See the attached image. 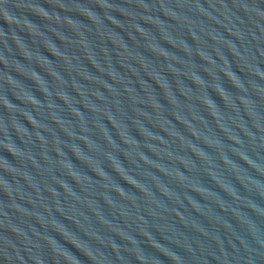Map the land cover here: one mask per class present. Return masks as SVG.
<instances>
[{"label": "water", "instance_id": "water-1", "mask_svg": "<svg viewBox=\"0 0 264 264\" xmlns=\"http://www.w3.org/2000/svg\"><path fill=\"white\" fill-rule=\"evenodd\" d=\"M0 264H264V0H0Z\"/></svg>", "mask_w": 264, "mask_h": 264}]
</instances>
